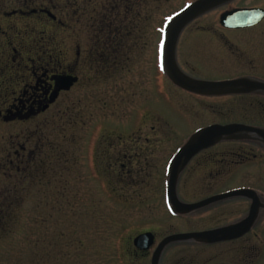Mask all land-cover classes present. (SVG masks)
<instances>
[{"label": "flooded vegetation", "instance_id": "obj_1", "mask_svg": "<svg viewBox=\"0 0 264 264\" xmlns=\"http://www.w3.org/2000/svg\"><path fill=\"white\" fill-rule=\"evenodd\" d=\"M197 1L199 0H187L183 3L160 31V60L155 61V64L161 73L162 91L159 94H153L152 91L154 97L151 96L147 101L144 99L141 109H146L142 118L152 112L160 115L161 129L151 127L155 138L149 135L143 138L140 135L138 139H127L128 148L118 151L116 157L115 172L120 178H150V170L154 169L152 159L168 148V141L165 139L168 130L166 128L165 134L163 127H167L170 121L176 127V133L183 132L180 125L183 119L170 102L169 85L180 95L193 101L196 113L207 123H201L186 140L174 139L171 142L174 143V148L167 153L164 170L153 174L162 181V190L165 191L170 209L172 206L167 194L171 162L196 132L214 125L233 124L264 131V91L222 96L200 95L183 90L170 80L162 54L167 25ZM243 1L234 0L207 12L181 32L176 48V62L184 75L203 82L248 80L264 84V18L253 26L243 28H230L221 23L224 14L236 10L264 12V0L258 5L241 6ZM137 2L0 0V122H30L47 114L80 83L75 70L78 68L95 69L101 84L113 80L116 94L127 95L128 100L133 99L136 96L133 68L137 62ZM60 33L64 36V57L56 55L57 35ZM74 44L77 45L75 59L72 48ZM21 51L35 53L34 59H21ZM9 52L15 55L9 58ZM60 77H75L78 81L68 91L59 92L52 102L60 87L57 82ZM215 101L221 105L217 111L212 106ZM240 104L246 109L240 119L208 121L216 113H237L234 108H238ZM263 179L264 140L256 134H249L243 140H222L201 151L179 174L176 195L184 205L207 204L190 214L173 215L186 220L192 218L196 222L193 230L178 234L215 232L246 221H252L251 226L238 238L213 244L195 241L176 243L168 246L163 254L168 248L180 245L197 250L239 245L235 246L234 252L219 250L201 254L202 257L198 254L196 257L201 263L195 264H249L250 260L253 264L259 253L256 245L264 241ZM191 181L193 200L186 199V186ZM143 234L147 233L140 235ZM154 237V245L149 250L144 251L134 246L136 256H148L150 264L155 250L164 240L157 242L155 235ZM233 258L238 261L233 263Z\"/></svg>", "mask_w": 264, "mask_h": 264}, {"label": "rangeland", "instance_id": "obj_2", "mask_svg": "<svg viewBox=\"0 0 264 264\" xmlns=\"http://www.w3.org/2000/svg\"><path fill=\"white\" fill-rule=\"evenodd\" d=\"M137 1L133 99L116 94L113 80L101 84L95 69L78 68L80 83L47 114L30 122H0V264H150L148 256L135 254L134 240L140 234L151 233L160 242L196 227L192 218L172 215L162 181L153 175L164 170L167 153L174 148L171 142L188 139L205 122L193 101L171 85L170 102L183 119V132L176 133L170 121L163 127L165 134L168 130V148L152 159L150 178L122 179L115 172L118 151L128 148L127 139L155 138L151 127H162L155 112L142 118L146 109L141 106L144 99L162 91L161 73L155 64L160 60V31L187 0ZM261 2L244 0L240 5ZM72 48L75 59L77 45ZM64 52L60 33L57 57H64ZM20 54L25 60L35 56L29 51ZM8 55L11 58L15 53ZM212 106L216 111L221 107L216 101ZM234 109L237 113H216L208 121L240 119L246 111L243 104ZM261 187L264 189V179ZM192 188L191 181L186 199L193 200ZM235 246L239 245L204 250L173 246L165 251L160 264L201 263L196 255L234 252ZM256 246L259 253L253 264H264V241Z\"/></svg>", "mask_w": 264, "mask_h": 264}, {"label": "water", "instance_id": "obj_3", "mask_svg": "<svg viewBox=\"0 0 264 264\" xmlns=\"http://www.w3.org/2000/svg\"><path fill=\"white\" fill-rule=\"evenodd\" d=\"M234 0H199L188 6L177 15L168 25L165 32L163 61L170 80L179 88L191 93L209 96H222L229 94H245L254 91H264V84L250 82L248 80H236L228 82H203L184 75L176 62V48L181 32L194 20L207 12L232 2ZM264 18L261 10H236L226 13L221 18V23L230 28L250 27L259 23ZM74 77H60L57 82L60 87L54 95L55 101L59 92L68 91L76 82ZM249 134H256L264 140V131L249 128L243 125H214L196 132L188 143L173 158L170 165V181L168 188V202L171 204V212L174 215H186L207 204L184 205L179 202L176 195L177 179L187 164L201 151L216 145L222 140H243ZM235 195V194H234ZM252 221H246L235 227L221 229L215 232L201 234H178L165 238L155 250L151 264H160L164 250L176 243L195 241L201 244H213L223 240H230L242 236L249 230ZM155 242L151 233L143 234L134 240V246L141 250H149Z\"/></svg>", "mask_w": 264, "mask_h": 264}]
</instances>
